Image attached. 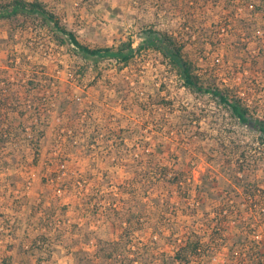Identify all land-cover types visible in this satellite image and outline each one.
Listing matches in <instances>:
<instances>
[{"label": "rangeland", "instance_id": "obj_1", "mask_svg": "<svg viewBox=\"0 0 264 264\" xmlns=\"http://www.w3.org/2000/svg\"><path fill=\"white\" fill-rule=\"evenodd\" d=\"M39 1L90 47L172 33L204 81L264 117V0ZM63 39L0 18V264H178L184 238L201 252L183 264H264L257 133L154 52L123 65Z\"/></svg>", "mask_w": 264, "mask_h": 264}, {"label": "trees", "instance_id": "obj_2", "mask_svg": "<svg viewBox=\"0 0 264 264\" xmlns=\"http://www.w3.org/2000/svg\"><path fill=\"white\" fill-rule=\"evenodd\" d=\"M21 15L40 17L58 34L62 35L72 48V51L85 59L109 58L123 65L128 64L142 51L154 52L162 57L165 65L172 68L181 84L191 92L208 95L216 99L217 103L225 108L231 118L241 128H247L257 133L256 144H264V117H255L251 113L248 99L238 87H220L215 82L204 81L197 72V65L183 51V43L170 32L143 29L136 45L131 39L120 42L112 47H90L78 41L72 31L66 30L57 17L46 10L39 0H8L0 1V18L14 19ZM172 168L163 167L159 173V180H165L170 186L182 184V174L172 173ZM182 178V179H181ZM177 191V190H176ZM141 213V210L139 211ZM264 219V217H262ZM261 219V220H262ZM179 237L174 241L178 242ZM180 240V239H179ZM199 239L188 240L184 238L182 243L172 253L173 262L183 264L188 262V257H194L201 252ZM180 242V241H179ZM204 249V248H203ZM202 249V252H203ZM109 254V253H108ZM106 257L108 255H105Z\"/></svg>", "mask_w": 264, "mask_h": 264}, {"label": "built area", "instance_id": "obj_3", "mask_svg": "<svg viewBox=\"0 0 264 264\" xmlns=\"http://www.w3.org/2000/svg\"><path fill=\"white\" fill-rule=\"evenodd\" d=\"M77 99H79V98H77Z\"/></svg>", "mask_w": 264, "mask_h": 264}]
</instances>
